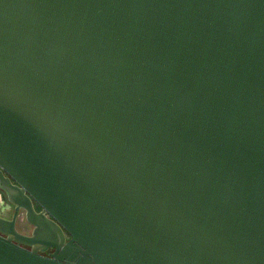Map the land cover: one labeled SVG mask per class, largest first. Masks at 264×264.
I'll use <instances>...</instances> for the list:
<instances>
[{
    "label": "water",
    "instance_id": "95a60500",
    "mask_svg": "<svg viewBox=\"0 0 264 264\" xmlns=\"http://www.w3.org/2000/svg\"><path fill=\"white\" fill-rule=\"evenodd\" d=\"M0 190V264H264V0H0Z\"/></svg>",
    "mask_w": 264,
    "mask_h": 264
},
{
    "label": "flooded vegetation",
    "instance_id": "af4514ba",
    "mask_svg": "<svg viewBox=\"0 0 264 264\" xmlns=\"http://www.w3.org/2000/svg\"><path fill=\"white\" fill-rule=\"evenodd\" d=\"M0 203L3 204L1 206L4 209V210H0V215L7 217V218H12L13 214L16 211L15 206L7 201L3 191H1V190H0ZM6 207H8V211H7L8 215L5 214L6 213L5 212ZM36 208L39 209L37 206H36ZM21 215H23V221L25 222L26 228H24V229L19 228L17 223H16V227H17L18 231H20L21 233L31 235L33 227L26 221L25 214H24L23 210L18 211V217H20ZM17 222H18V218H17ZM50 252L51 251H48L45 254H49Z\"/></svg>",
    "mask_w": 264,
    "mask_h": 264
},
{
    "label": "rangeland",
    "instance_id": "374dc122",
    "mask_svg": "<svg viewBox=\"0 0 264 264\" xmlns=\"http://www.w3.org/2000/svg\"><path fill=\"white\" fill-rule=\"evenodd\" d=\"M1 205H3V204L0 203V210H4L3 207H2ZM7 211H8V207H6V209H5V212H6L5 214H6V215H8ZM17 224H18L19 228H21V229L26 228V226H25V222L23 221V215H21L20 217H18V222H17Z\"/></svg>",
    "mask_w": 264,
    "mask_h": 264
}]
</instances>
